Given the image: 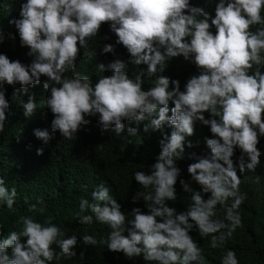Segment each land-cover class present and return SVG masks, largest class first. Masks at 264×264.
<instances>
[{
  "label": "clouds",
  "instance_id": "obj_1",
  "mask_svg": "<svg viewBox=\"0 0 264 264\" xmlns=\"http://www.w3.org/2000/svg\"><path fill=\"white\" fill-rule=\"evenodd\" d=\"M262 12L264 0H216L214 16L190 0H22L19 18L9 23L33 59L24 64L0 53V134L10 111L5 85L19 84L26 92L29 85L40 83L41 76L46 77L43 87L49 92L45 106L53 114L52 133L58 131L66 139H73L90 123L86 116L97 114L102 128L114 127L117 135L124 131L125 120L147 121L145 132L162 130L165 125L173 129L159 141L160 151L149 171L133 173L143 190L134 193L132 202L142 199L147 211L133 207L126 214L103 183L92 191V202L80 199L75 213L79 223L91 225L95 217L110 229L99 241L83 235L85 244L105 245L129 259L142 255L150 264H205L191 233L195 230L201 238L211 237L210 246L217 248L242 227L239 209L246 194L240 192L241 179L232 157L239 148L241 172L245 168L254 171L261 163L257 145L264 136ZM105 23L129 59L117 58L107 66L97 63L99 73L111 69V75H100L95 83L87 75L65 76L76 67L80 50L88 49ZM253 26L258 27L253 31ZM115 44H104L102 52L115 54ZM92 55L88 53L90 59ZM181 55L198 69L183 90L179 79L164 74L168 58ZM129 65L136 68L134 76L126 71ZM145 79L153 80L147 90ZM21 103L23 115L31 117L37 108L34 97ZM205 112L210 118H205ZM196 121L209 126L212 134L205 138L209 154H189L195 162L188 164L187 172L199 190L180 178L177 166L185 146L193 147L186 137L194 135ZM127 131L135 136L138 129L128 127ZM34 135L45 143L52 138L47 129H35ZM37 154L42 155L43 148ZM178 180L182 190L190 193L186 209L180 211L167 203L177 200ZM204 194H209L207 199ZM16 195V188L9 190L0 176V206L14 211ZM28 211L43 216L46 208L38 201L29 204ZM17 225L19 230L6 237L0 228V264H51L60 256L77 255V236L66 238L52 216L43 222L20 216ZM221 264H239L235 251L226 250Z\"/></svg>",
  "mask_w": 264,
  "mask_h": 264
},
{
  "label": "trees",
  "instance_id": "obj_2",
  "mask_svg": "<svg viewBox=\"0 0 264 264\" xmlns=\"http://www.w3.org/2000/svg\"><path fill=\"white\" fill-rule=\"evenodd\" d=\"M22 0H0V28H2L3 42L0 43V53L6 54L12 60H20L24 64H30L32 57L28 56L29 49L22 47L19 35L14 24L10 20L19 18V10ZM194 6L204 7L214 16L216 0H190ZM264 15V12H262ZM253 26V31L255 30ZM215 32V28L212 29ZM107 36V39L104 37ZM116 35L110 31L109 24L101 26L99 34L89 41L87 50L81 49L76 60V67L64 75L71 77L79 74L87 75L93 83L100 75H111V69L105 73H99L97 63L106 66L117 58L128 60L127 50L120 44H115ZM113 43L116 53H103L104 44ZM88 53H92L91 59ZM141 67H144L143 65ZM135 66L129 65L126 69L129 76H134ZM165 75L172 79H179L181 90L190 76L198 74V69L193 63L183 56L168 58L166 61ZM46 77L41 76L37 85H29L27 91L19 84L15 87L5 85L6 98L10 103L8 120L5 122V130L0 134V176H3L6 186L11 190L16 188L14 211L6 205L0 206V228L6 237L12 230H19L17 221L20 216H31L33 219L43 222L48 217H53V223L60 227L65 237L77 236V245L74 251L77 253L72 258L60 256L51 264H150L144 261L143 256L129 259L122 252H112L105 245H91L83 242V235L94 236L97 241L106 238L109 227L95 221L91 225L80 224L75 218L79 211V201L86 198L92 202L91 193L98 185L103 183L110 190V194L122 205V211L126 214L133 207H140L147 211L143 200L132 202V196L140 188L133 177L134 171H149L151 164L160 151L159 141L165 134L170 135L173 130L165 125L162 130L145 132L144 124L147 121H123L125 129L119 135L114 127L104 130L98 123L97 116H86L90 123L84 125L71 140L66 139L57 131L52 133L51 121L53 114L45 106V98L49 95L43 87ZM154 79V78H153ZM153 80L145 79L144 89L151 86ZM34 97L37 108L31 117L23 115L21 101L27 102L29 97ZM173 105L170 104V107ZM171 113L169 112V115ZM205 118H210L208 112ZM135 127L138 132L131 136L127 128ZM194 135L186 137L192 142L193 147L185 146L184 158L177 161L181 169L180 178L191 182V186L199 190V185L191 181L187 172L188 164L195 162L189 159L190 153L207 155L210 149L206 145L205 138H211L209 126L196 121ZM35 129H47L52 138L45 143L34 135ZM19 136V140L17 137ZM257 147L261 150L260 164L254 171L245 168L239 169V148L235 149L232 157L236 164V171L241 179L240 192L246 194V199L239 211L242 215V227H238L232 237L217 248L210 246L211 237L201 238L195 230L191 233L202 249L205 264H221L222 256L226 250L235 251L239 264H264V136L260 137ZM43 148V154L38 155L37 149ZM247 162V157H245ZM177 200L168 201L170 207L178 211L185 210L190 193L182 190L179 180L176 184ZM209 194H204L205 199ZM43 201L46 211L43 216L39 213L28 211V205ZM218 216L223 219V210L217 205ZM91 214V213H88ZM127 235V231L124 233ZM59 253L58 246L53 245ZM83 253V256L80 254ZM155 264V262H151ZM197 264V262H192Z\"/></svg>",
  "mask_w": 264,
  "mask_h": 264
}]
</instances>
